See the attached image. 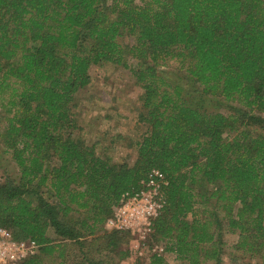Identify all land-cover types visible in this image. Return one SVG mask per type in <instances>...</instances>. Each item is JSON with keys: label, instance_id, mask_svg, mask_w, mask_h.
Masks as SVG:
<instances>
[{"label": "trees", "instance_id": "trees-1", "mask_svg": "<svg viewBox=\"0 0 264 264\" xmlns=\"http://www.w3.org/2000/svg\"><path fill=\"white\" fill-rule=\"evenodd\" d=\"M105 64L141 91L131 162L79 136L76 96ZM0 123V229L38 245L17 264H120L132 237L104 223L152 169L165 203L132 264H220L224 234L264 262V0H0Z\"/></svg>", "mask_w": 264, "mask_h": 264}, {"label": "rangeland", "instance_id": "rangeland-1", "mask_svg": "<svg viewBox=\"0 0 264 264\" xmlns=\"http://www.w3.org/2000/svg\"><path fill=\"white\" fill-rule=\"evenodd\" d=\"M129 42L126 38L120 42ZM133 62L128 60V63ZM177 64L166 63L158 68L162 75L170 74L175 70ZM89 83L80 90L75 101V118L81 128L79 136L88 144H95V149L107 150L105 154L110 155L113 161L131 162L135 157L134 142L140 139L143 127L136 123L139 111L138 97L141 93L138 86L134 84L129 72L121 67L105 64L102 66H90L88 69ZM187 92L190 89L185 87ZM204 107L208 110L223 112L224 105L213 100L204 101ZM224 113V112H223ZM1 124V123H0ZM104 153V152H103ZM15 176L16 169L8 156L0 149V180L5 176ZM108 231V230H106ZM138 240L135 237L126 244L129 257L120 264H132L134 259L141 258L145 261L150 250L147 249L148 242ZM223 255L220 264H264L260 258H248L231 250L236 236L224 234ZM151 249L158 246L151 245ZM152 252V251H151ZM166 264H186L174 259V256H164ZM204 264H212L207 262Z\"/></svg>", "mask_w": 264, "mask_h": 264}, {"label": "built area", "instance_id": "built-area-1", "mask_svg": "<svg viewBox=\"0 0 264 264\" xmlns=\"http://www.w3.org/2000/svg\"><path fill=\"white\" fill-rule=\"evenodd\" d=\"M138 191L123 194L104 228L113 232H126L138 240H145L151 231L152 221L159 215L165 203L162 187L166 185L163 175L152 169ZM38 245L29 239L15 241L0 229V264H17L36 254ZM152 252L161 253L160 248Z\"/></svg>", "mask_w": 264, "mask_h": 264}]
</instances>
